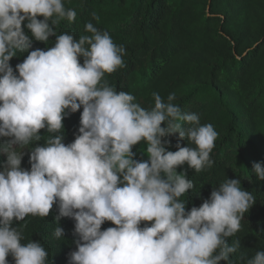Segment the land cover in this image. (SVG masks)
<instances>
[{
  "label": "clouds",
  "instance_id": "9594fccd",
  "mask_svg": "<svg viewBox=\"0 0 264 264\" xmlns=\"http://www.w3.org/2000/svg\"><path fill=\"white\" fill-rule=\"evenodd\" d=\"M76 17L65 0H0V264L9 256L14 264H53L24 230L27 217L47 218L54 206L56 240L65 239L61 219L74 221L68 264H233L241 241H229L253 194L227 176L199 206L182 199L195 188L188 169L213 166L219 133L175 103V92L154 91L146 108L118 91L106 76L125 66V47L92 22L95 13L83 34H58L62 21ZM53 36L52 46L33 49L34 40L49 44ZM81 108L78 134L66 144L64 119ZM177 134L171 151L165 137ZM138 144L146 160L136 158ZM26 149L30 168L22 167ZM252 168L264 181V166ZM105 222L114 226L102 229ZM243 260L264 264V250Z\"/></svg>",
  "mask_w": 264,
  "mask_h": 264
},
{
  "label": "trees",
  "instance_id": "16d2710c",
  "mask_svg": "<svg viewBox=\"0 0 264 264\" xmlns=\"http://www.w3.org/2000/svg\"><path fill=\"white\" fill-rule=\"evenodd\" d=\"M65 4L75 9L77 17L71 24L62 21L58 34H83L95 13L99 21L92 22L125 47V66L106 76L118 91L135 95L146 108L153 104L154 91L164 98L175 92V103L184 111L198 113L202 124L215 127L219 135L211 153L214 164L200 173L188 169L195 188L182 199H190L189 209L199 206L213 185L227 176L240 178L255 203L245 214L241 230L230 238V243L241 241L231 259L233 264H244L243 258L264 250V181L257 179L252 168L254 162L264 166V0H65ZM25 32L31 38L26 27ZM49 39V44L34 40L33 49L52 46L56 38ZM26 56L14 57L13 68ZM82 110L64 119L66 144L78 134ZM41 135H47L46 130ZM177 137H165L171 141L169 150H177ZM182 143L187 146L186 141ZM144 147L133 148L138 160L147 159L140 151ZM25 152L22 167L30 168ZM5 161L0 152V170ZM55 214L54 206L47 218L27 217L24 235L26 240L41 241L53 264H68V254L76 247L74 221L61 219L65 239L58 241L52 236ZM113 226L105 222L102 229ZM8 260L14 264L11 256Z\"/></svg>",
  "mask_w": 264,
  "mask_h": 264
}]
</instances>
